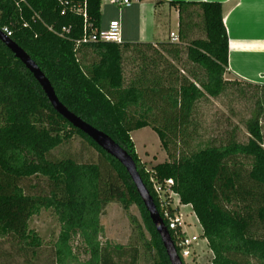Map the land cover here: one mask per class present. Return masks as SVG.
<instances>
[{
	"label": "trees",
	"instance_id": "obj_1",
	"mask_svg": "<svg viewBox=\"0 0 264 264\" xmlns=\"http://www.w3.org/2000/svg\"><path fill=\"white\" fill-rule=\"evenodd\" d=\"M167 5L178 13V41L159 44L163 54L155 57L149 44H76L84 30L100 28V0H0V26L48 79L58 101L132 158L160 217L152 183L172 181L170 191L201 228L211 264H264V86L224 80L228 40L221 4ZM127 49L138 65L128 83ZM242 86L253 91L246 139L226 127L206 138L205 147H194L205 137L198 104L228 92L244 99ZM143 128L156 133L167 158L149 170L130 139ZM111 203L125 213L138 208L143 228L128 214L135 243L102 241L100 218ZM42 210L59 226L49 264H137L140 251L153 255V264H169L124 168L52 109L0 42V264H41L43 243L28 224ZM168 232L174 245L182 237Z\"/></svg>",
	"mask_w": 264,
	"mask_h": 264
},
{
	"label": "rangeland",
	"instance_id": "obj_2",
	"mask_svg": "<svg viewBox=\"0 0 264 264\" xmlns=\"http://www.w3.org/2000/svg\"><path fill=\"white\" fill-rule=\"evenodd\" d=\"M111 9L117 11V8L111 6ZM123 10V9H121ZM161 12V11H160ZM157 20V29L160 30L161 25H166V18L155 17ZM120 19H118L119 21ZM176 29V21L172 18L169 23V30L172 32ZM166 35L165 29H163ZM121 33V25H120ZM226 81L234 82L235 79ZM243 87V86H242ZM248 93L247 96L239 98L228 92L225 96H221L219 99H208L203 101L197 106L196 119L199 121L201 128V134L205 137L201 139H195L193 142L194 147H205L207 140L210 136H219L225 131V128H236L237 136L241 141H244L247 137V133L244 127V122L250 117V113L253 110V101L248 99L253 93L252 88L247 89L243 87ZM229 129V130H230ZM206 130V131H205ZM205 132V133H204ZM264 135V132H263ZM130 139L134 144V149L137 157L143 163L146 170H149L156 164L163 163L167 160L165 152L160 147V142L156 133L150 128H143L130 133ZM175 197H171L173 201ZM171 201V202H172ZM174 206L179 205V203ZM173 206V208H174ZM182 206V205H181ZM177 209V207H176ZM182 220L185 224V228L182 237H199L198 246L193 247L192 256H190L185 263L186 264H211V253L208 249L206 242H203L201 238V232L197 223L194 220L192 211L189 208L180 209ZM178 213V212H177ZM128 214L134 216L138 223L141 225V216L137 207L131 206L128 213L123 212L120 206L116 203L109 204L104 215L100 218V223L104 229V237L102 241L110 243L112 246H128L132 240L135 243L136 237L133 234L132 228L128 221ZM29 228L36 232L42 240L43 247L40 251L41 264H49L51 257L52 247L58 237L59 226L56 221V217L50 210H42L38 215L33 216L29 220ZM145 237L148 239V234L144 232ZM180 237V238H182ZM75 248L80 246V241L77 240L73 243ZM128 253L125 259H129ZM153 255H145L144 251H140L137 264H153Z\"/></svg>",
	"mask_w": 264,
	"mask_h": 264
},
{
	"label": "crops",
	"instance_id": "obj_3",
	"mask_svg": "<svg viewBox=\"0 0 264 264\" xmlns=\"http://www.w3.org/2000/svg\"><path fill=\"white\" fill-rule=\"evenodd\" d=\"M129 2V7L117 8L116 11L110 8L109 0H100V29H105L110 21L120 19L122 43L149 44L153 57L158 53L163 54L159 44L170 41L169 33H177L178 13L176 9L167 5L169 2L221 4L222 21L228 40L227 71L223 76L224 80L235 79L264 86V0H129ZM156 2L161 3L155 5ZM155 17L167 20L166 25L159 27L160 30L157 29ZM172 18L176 21V29L173 32L169 30ZM163 29L167 30L166 35ZM150 52H146L148 56ZM134 55L132 49H127L123 54V71L127 83L137 78L138 65L134 61ZM173 201L178 203V198H174ZM176 207L178 213L180 209H190L189 206L178 204ZM194 220L197 223L195 217ZM198 227L201 232L199 225Z\"/></svg>",
	"mask_w": 264,
	"mask_h": 264
},
{
	"label": "water",
	"instance_id": "obj_4",
	"mask_svg": "<svg viewBox=\"0 0 264 264\" xmlns=\"http://www.w3.org/2000/svg\"><path fill=\"white\" fill-rule=\"evenodd\" d=\"M0 42L11 52L15 59H17L26 70L32 75L35 82L41 88L43 94L47 98L52 109L61 116L68 124L74 129L78 130L85 136H87L99 149L105 152L107 155L116 160L125 170L131 183L133 184L139 199L148 215V218L158 235L162 247L165 251V255L169 264H183L180 259L175 245L170 238L168 229L164 225L152 197L145 188L136 166L132 158L118 146L108 135L99 131L79 119L73 113H71L66 107H64L55 95V92L44 74L39 70L37 65L30 59V57L19 48L13 41L5 37L0 32Z\"/></svg>",
	"mask_w": 264,
	"mask_h": 264
},
{
	"label": "built area",
	"instance_id": "obj_5",
	"mask_svg": "<svg viewBox=\"0 0 264 264\" xmlns=\"http://www.w3.org/2000/svg\"><path fill=\"white\" fill-rule=\"evenodd\" d=\"M110 5L120 9L122 7H129V0H109ZM64 31V29H63ZM0 32L7 38L11 36L10 30L6 26H0ZM169 40L172 43H177V35L174 33H169ZM98 42H108L121 44V33H120V22L117 20L110 21L108 26L105 29L94 30L91 33L83 32L82 39L77 41L76 44H88V43H98ZM173 185L171 180L164 181L163 184L152 183L153 191L159 199V206L161 211V219L165 221L168 231H179L183 233L185 224L182 220V216L178 212V209L175 210L172 214L169 213L167 207L170 206L172 209H176V206L172 204L171 197H177L170 187ZM166 194V195H165ZM172 201V202H171ZM179 203V202H178ZM174 206V208H173ZM199 237H182L179 238L175 246L179 249V257L185 263V261L192 256L193 247L198 246ZM203 242H206L203 240Z\"/></svg>",
	"mask_w": 264,
	"mask_h": 264
}]
</instances>
